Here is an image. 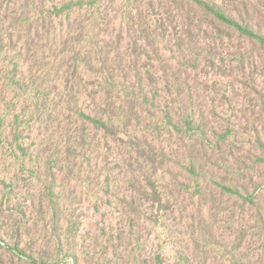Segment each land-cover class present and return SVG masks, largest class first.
Wrapping results in <instances>:
<instances>
[{"label":"rangeland","instance_id":"1","mask_svg":"<svg viewBox=\"0 0 264 264\" xmlns=\"http://www.w3.org/2000/svg\"><path fill=\"white\" fill-rule=\"evenodd\" d=\"M20 1L0 0V20ZM42 1L46 19L36 30L44 38L77 32L84 20V33L119 42L126 82L134 84L138 71L148 100L133 110L128 136L113 141L81 115L93 116L100 81L86 75L69 110L50 43L44 40L48 64L29 68L19 47L35 27L6 36L0 264H264V217L222 189L264 180L255 162L264 154V47L183 0H98L62 15L54 9L59 0ZM224 1L234 17L264 32V0ZM140 25L150 26L155 41L130 57L127 51L145 43ZM170 110L195 114L207 135L174 131L164 117ZM216 136L225 141L212 151ZM143 140L168 159L153 179L161 211L135 190L143 183L135 181L140 163L132 143Z\"/></svg>","mask_w":264,"mask_h":264},{"label":"trees","instance_id":"2","mask_svg":"<svg viewBox=\"0 0 264 264\" xmlns=\"http://www.w3.org/2000/svg\"><path fill=\"white\" fill-rule=\"evenodd\" d=\"M183 1L196 7L216 22L238 32L239 35L258 41L264 47V32L258 27L256 29V23L252 24L250 19L243 20L242 18L237 19L234 17L224 0H220L223 1L224 6L218 4L215 0ZM39 2V4H36L35 0H22L18 5L16 4L17 6L15 5L16 11H11L9 14L5 11L2 20H0V49L4 47L5 40L7 39L6 36L11 35V31H15L16 29L25 31V27L29 28V31L34 26L36 34H24L19 47L21 54L25 56V59L29 60V68L39 63L44 68L48 64V62H44L43 60L46 45L44 40H46L50 43V47L54 48L52 51L53 64L56 65V72L60 75L59 78L63 79V90L65 96H67L65 102L68 105V109H73L71 104L75 103L78 94L82 93V88L86 89L84 77L91 74L96 80L100 81L98 83L102 88L100 91L101 96L99 97L101 101L96 104L95 110L92 111L93 116L84 112H81V115L113 141L119 139V133L128 136V129H130L133 119V110L137 107L139 109L148 100V93L145 88L146 84H143L139 72L136 71L133 75L136 78L134 84L126 82L128 81L126 78L129 73L125 69L126 67L121 65L119 59L121 55L119 42L108 43L98 33H84L85 25H82L84 20L79 21L76 25V29H80L77 32L73 30L44 38L43 34L36 30L38 27L42 28L46 19V15L43 13L44 2L42 0H39ZM97 2L98 0H59L58 5L55 4L54 9L57 10L58 14L62 15L65 12H70L72 9L94 7ZM44 12L47 13L48 11L44 10ZM55 16L57 15L55 14ZM49 17L50 15H48ZM149 29L150 26L148 28L145 25L139 26L138 32L145 43L141 44L137 50L134 49L135 51H127V55L132 57L134 54L141 52V49L145 52V46L153 45L155 41L154 34ZM12 41V37H10L9 44ZM139 54L141 55V53ZM151 79V77H148L150 86H152ZM29 85H32V83H29ZM165 89L169 92L173 91L167 83L165 84ZM121 95L123 96L122 98H120ZM96 97L93 99H97ZM171 113V110L165 112L164 117L166 123L177 133L179 132L191 137L195 135H207L206 124L203 120L197 121L194 116L195 114H180L177 111L174 114ZM85 129L81 130V136L86 131ZM84 141L82 136V142L84 143ZM223 141H225L224 136L215 139L213 144H211L212 151L220 149ZM132 145L135 146V154L140 163L138 175L141 178L135 181L144 184H142V188L137 185L135 190L137 188L138 192H143L142 195L145 196V201L149 203L150 209L155 208L159 211L162 208L166 209L165 204L162 202V194L156 190L155 181H153L156 174L168 162L166 154H160L145 140L143 142H133ZM65 154L68 158L71 157V146L66 148ZM255 162L259 167L264 166V154L263 157L256 156ZM222 189L231 195L243 197L245 205L250 206L255 214L264 217V180L262 182H255L250 179L249 182L240 186L222 184ZM150 213L152 214V212ZM150 218L149 216L148 219ZM262 219L264 221V218ZM240 239H243V236ZM16 253L19 252L17 251Z\"/></svg>","mask_w":264,"mask_h":264}]
</instances>
